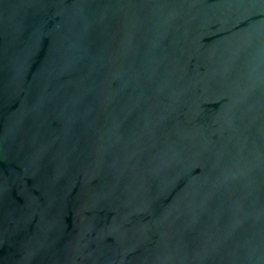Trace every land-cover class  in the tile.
Here are the masks:
<instances>
[{
  "label": "water",
  "instance_id": "water-1",
  "mask_svg": "<svg viewBox=\"0 0 264 264\" xmlns=\"http://www.w3.org/2000/svg\"><path fill=\"white\" fill-rule=\"evenodd\" d=\"M0 264H264V0H0Z\"/></svg>",
  "mask_w": 264,
  "mask_h": 264
}]
</instances>
